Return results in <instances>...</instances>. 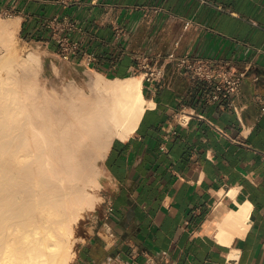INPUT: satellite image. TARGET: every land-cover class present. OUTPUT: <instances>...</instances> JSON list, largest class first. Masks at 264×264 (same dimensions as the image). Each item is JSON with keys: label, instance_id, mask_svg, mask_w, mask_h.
Here are the masks:
<instances>
[{"label": "crops", "instance_id": "obj_1", "mask_svg": "<svg viewBox=\"0 0 264 264\" xmlns=\"http://www.w3.org/2000/svg\"><path fill=\"white\" fill-rule=\"evenodd\" d=\"M8 9L61 71L128 77L137 57L175 51L245 73L214 102L207 81L172 64L143 78L145 110L101 161L100 202L71 264H264V0H0ZM59 35L78 53L61 58ZM235 198L250 203L249 224L227 244L216 222Z\"/></svg>", "mask_w": 264, "mask_h": 264}, {"label": "bare ground", "instance_id": "obj_2", "mask_svg": "<svg viewBox=\"0 0 264 264\" xmlns=\"http://www.w3.org/2000/svg\"><path fill=\"white\" fill-rule=\"evenodd\" d=\"M18 25L0 24V264H71L75 224L100 200L98 162L145 110L144 75L91 72L85 88L48 92L35 77L38 54L17 61L12 52ZM235 200L216 222L227 244L249 224L250 203Z\"/></svg>", "mask_w": 264, "mask_h": 264}, {"label": "built area", "instance_id": "obj_3", "mask_svg": "<svg viewBox=\"0 0 264 264\" xmlns=\"http://www.w3.org/2000/svg\"><path fill=\"white\" fill-rule=\"evenodd\" d=\"M0 15L12 17L14 11L8 9L1 11ZM55 20H58V17H55ZM57 43L60 47L59 54L63 59H69L78 53L79 46L77 42L71 41L66 36L59 35ZM137 60V70L150 82L160 81L169 64H172L175 69L188 74L192 79L207 81L213 87L212 91L207 94V100L213 102L230 99L231 95L238 91L245 76L244 72L233 71L230 67L216 65L211 63L210 60L198 58L188 53L178 55L175 51L155 59L139 56Z\"/></svg>", "mask_w": 264, "mask_h": 264}, {"label": "rangeland", "instance_id": "obj_4", "mask_svg": "<svg viewBox=\"0 0 264 264\" xmlns=\"http://www.w3.org/2000/svg\"><path fill=\"white\" fill-rule=\"evenodd\" d=\"M13 19H14L13 17L0 15V24L9 23L13 21ZM10 43H11V47H13L12 52L17 61H19L22 58H25L31 51H34L38 54V60L35 63L38 72H36L37 75L35 74V77L36 79H38L37 81L39 84L38 83L37 84L46 91L64 92V90H66L67 85H69L68 83H71L70 81L74 82L77 86L80 87L84 86L83 88H85V86L87 85V83L85 84V82H87L89 77L88 74L90 75L91 72L77 73L74 69L71 70L70 68L62 69L61 71L60 65L44 62L45 59L44 56H42V54H40L37 50H35L33 47H31L29 44L25 42V40L19 34L17 28L15 30L13 29V32L11 33ZM5 69H3L2 71L3 74H5V75L2 74L4 77L9 72V70L5 71ZM140 74L142 73L137 72L136 74L133 75H140ZM101 161L102 159L98 162V167L100 170H101ZM92 191L100 196V188H97ZM95 208L93 210L90 209L85 210L83 217L75 224V236L77 237V240L74 245L75 250H77L79 242L83 240V235H85L84 225L90 218Z\"/></svg>", "mask_w": 264, "mask_h": 264}]
</instances>
